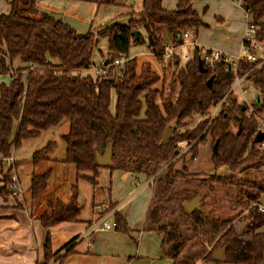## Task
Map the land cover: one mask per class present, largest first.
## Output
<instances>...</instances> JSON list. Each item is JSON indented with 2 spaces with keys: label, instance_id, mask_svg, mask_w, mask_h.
<instances>
[{
  "label": "trees",
  "instance_id": "obj_1",
  "mask_svg": "<svg viewBox=\"0 0 264 264\" xmlns=\"http://www.w3.org/2000/svg\"><path fill=\"white\" fill-rule=\"evenodd\" d=\"M7 1L9 12L0 14V75L8 76L7 83H0V154L8 156L22 139L33 138L43 130L68 122V131L62 135L65 143L63 161L75 165L77 178H85L96 186L103 168L152 178L147 221L163 234L162 245L173 264H195L199 256L204 260L219 261L213 258V253L221 247L225 248V262L263 264L264 212L258 205L264 194V171L260 168L264 165V138L261 142H254V138L258 131H264V63L258 66L257 62H240L238 75L246 74V80L256 90V97L249 104L237 102L230 91L234 75L223 65L214 70L203 66L206 70L201 71L198 63L202 48L196 47L187 62L179 65L176 60L172 66L176 69L179 90L174 98H170L164 92L165 77L161 87H155L160 75L148 62H142L138 68L137 57L133 56L118 68L121 75L110 68L93 76L89 71L94 65L92 55L98 39L106 37V62L123 54L128 56L131 41L146 43L155 58L161 60V52L167 46L182 43L184 30L196 33L206 26L192 8V0H177L172 10L163 8L162 0H142L138 19L132 18L127 24L103 25L84 34L40 11L36 0ZM93 1L102 5L116 0ZM237 1L259 25L257 39L264 45V0ZM137 27L145 29L147 42L138 33L137 37L133 35ZM16 59L20 65L10 73ZM30 64L35 69H28ZM25 69L27 71L23 72ZM210 76L213 81L207 86ZM112 92L115 95L113 111L110 110ZM219 103L218 112L211 117L210 110ZM193 114L204 118L192 129H185L187 118ZM169 125L171 136L162 142ZM207 136L212 146L217 141V152L211 156L214 171L224 166L229 172L239 171L243 176L213 173L197 180L204 190H177L181 180L188 177L194 180L185 166L174 169L180 144L190 145L187 152L193 158L198 144L204 143ZM51 146L52 142L34 151L32 163L41 159ZM108 146L112 164L99 165L95 151L103 153ZM86 171L92 174L84 173ZM48 177L49 170L30 176L31 198L44 190ZM0 181V196L7 199L11 191L10 175L4 174ZM71 192L66 203L49 202L52 211L41 214L42 226L53 227L61 222L78 220L81 206L76 183ZM212 192L225 197L229 204L246 207L242 231L231 223L229 212L220 210V198L210 197L213 208L207 203V196ZM196 195L201 196V210L188 212L184 203ZM176 213L192 218L187 230L196 233L198 238L214 241L209 251L195 256L180 255L186 241L182 230L179 231L182 224L171 221L157 226L168 215ZM114 221L115 229L127 230L126 221L118 211ZM44 249V262L58 253H51L48 237ZM71 252L67 249L61 259Z\"/></svg>",
  "mask_w": 264,
  "mask_h": 264
},
{
  "label": "crops",
  "instance_id": "obj_2",
  "mask_svg": "<svg viewBox=\"0 0 264 264\" xmlns=\"http://www.w3.org/2000/svg\"><path fill=\"white\" fill-rule=\"evenodd\" d=\"M195 3L192 0L191 6L199 13ZM162 7L172 10L176 4L173 8L163 4ZM242 33L243 29L241 41ZM226 48L232 50L230 45ZM64 157L65 151L59 157L46 153L36 163H31L27 192L24 193L25 204L18 203L11 196L7 199L0 196V264H173L162 245L163 234L147 221L152 185L151 179L143 174L106 169V185L93 186L91 209L81 206L79 193L81 212L77 221L61 222L53 227L42 226L41 214L52 211L49 202L60 200L66 203L71 198L72 185L76 183L79 189L77 169L73 163L64 162ZM17 162L18 159H15V168ZM48 170L44 190L31 198L30 176ZM263 199L264 194L259 198V204L264 206ZM117 211L125 219L127 230L115 227L103 230L98 227L101 219L108 223L115 222L114 214ZM47 237L51 253H58L44 262ZM67 249L72 252L61 259ZM195 264L233 263L204 260L199 256Z\"/></svg>",
  "mask_w": 264,
  "mask_h": 264
},
{
  "label": "rangeland",
  "instance_id": "obj_3",
  "mask_svg": "<svg viewBox=\"0 0 264 264\" xmlns=\"http://www.w3.org/2000/svg\"><path fill=\"white\" fill-rule=\"evenodd\" d=\"M227 1V2H226ZM195 7L199 11L200 17L206 26L199 28L198 34H193L196 37L197 43L204 47L219 49L222 52L237 56L240 54L242 41L240 38L242 29L245 28L246 19L244 17V10L241 4L237 0H195ZM37 8L40 11H44L60 19L62 22L68 24L77 33L84 34L89 30L95 31L103 25H110L113 23L127 24L130 19H138L142 10V0H116L110 4L98 5L93 0H36ZM162 4L168 8H173L176 4V0H162ZM9 4L7 0H0V13L9 12ZM135 31L139 34L140 38L147 42V34L145 29L137 27ZM212 40V41H211ZM227 45L232 50H227ZM179 52H183L188 56L192 53V47H183ZM108 53V41L107 38H99L97 48L92 55V62L97 66L103 61ZM124 55V54H123ZM135 55L137 57L138 68L142 62H148L151 69L160 75L159 81L155 84V87L160 88L161 83L164 79V92L170 98H174L179 90L178 82L176 80V69L175 67H168L162 60H158L147 48L146 43H134L130 42L128 50V56ZM20 65L18 59L12 64V69H16ZM167 68V69H165ZM90 74L96 76L95 70H90ZM8 82V76H0V83ZM247 88V93L243 96L238 90L231 91L232 95L237 98V102H245L249 104L256 97V90L246 80L244 83ZM226 100V98L224 99ZM223 100V101H224ZM229 102V100H227ZM222 103V102H221ZM221 103H219L214 109H211V117H214L218 112ZM115 106V95L111 93L110 110L113 111ZM204 116L200 114H193L187 118V124L185 129H192L198 121L202 120ZM68 131V122H63L61 125L51 127L41 131L37 136L33 138H24L20 143L14 147L11 152L17 162V172L20 177L21 187L23 192L26 193L28 187L29 172L31 169L32 155L33 152L44 148L48 143L52 142V146L47 154H52L54 157H59L65 151V143L62 139V135ZM263 145L261 144V147ZM190 145L182 142L179 146V155L174 159V169H182L183 166L186 170L192 174L194 180L190 177L186 180H181L177 184V190L184 189L185 191L192 189L204 190L199 187L198 181L202 178H207L213 173L221 175L234 174L236 177H242L243 174L239 171L229 172L224 166L214 171L213 163L211 161L212 156V144L211 139L207 136V139L203 143H199L197 147V153L192 158L191 154L188 153ZM183 155V157H181ZM261 170L264 171V165H261ZM105 168L100 170L97 178L100 187L105 186L107 182V176ZM254 172V171H252ZM84 173L92 174L89 171ZM3 176V175H2ZM1 176V177H2ZM1 179V178H0ZM151 184H152V178ZM79 201L81 206L85 205V208L91 209V203L93 201V186L85 178L79 179ZM180 188V189H179ZM152 193V190H151ZM211 196H217L216 200L221 199L220 210L223 212H229L231 223L234 224L236 229L240 232L244 227V215L246 214V207H240L233 203H228L226 198L215 194L214 192L208 194L207 203L213 208L214 203L210 202ZM152 199V198H151ZM223 200V201H222ZM264 201V199H263ZM201 202V200H200ZM201 206V204H200ZM223 207H227L223 209ZM210 207H208V210ZM214 213L216 209L211 210ZM192 218L188 215L178 214L168 215L159 225L164 222L178 221L181 223L182 230L186 241L184 243L183 250L180 255H201L214 245V241H208L203 238H198L196 233L187 230L190 225ZM110 222V220H109ZM111 224V223H110ZM188 239V240H187ZM264 264V263H263Z\"/></svg>",
  "mask_w": 264,
  "mask_h": 264
},
{
  "label": "built area",
  "instance_id": "obj_4",
  "mask_svg": "<svg viewBox=\"0 0 264 264\" xmlns=\"http://www.w3.org/2000/svg\"><path fill=\"white\" fill-rule=\"evenodd\" d=\"M244 17L246 19V25L242 33V45L239 55L233 56L231 54L222 52L219 49L200 47L193 35L195 32L192 30H184L181 34L182 43L178 46H167L161 52V60L167 66H175L176 60H178L179 65H181L187 62L191 56H188L183 52H179L183 47L190 46L192 47V51L196 47H200L202 48L200 62L203 64V66L214 70L217 66L223 65L227 72L234 75V80L230 91L238 90L239 93L244 96L247 93L246 85L243 84L244 81H246V74L238 75L240 62L243 60L257 62L258 66L264 63V45H262V43H260L257 39L259 25L251 20L247 12H244ZM128 58L130 57L120 55L110 62L103 60L97 66L93 65L90 70L94 69L96 73H105L110 68H112L113 71L117 72L118 68L122 67ZM28 69L32 70L35 69V67L30 64ZM26 71L27 69L23 70V72ZM9 72L14 73L13 69H10ZM117 75L121 74L117 72ZM7 173L10 175V196L18 203L25 204L24 192L16 172L15 158L12 152L8 156H2L0 154V174L2 176ZM258 209L261 212H264V206L262 204L258 205ZM98 227L103 230H108L112 227H115V222L110 224L101 219L98 222Z\"/></svg>",
  "mask_w": 264,
  "mask_h": 264
},
{
  "label": "water",
  "instance_id": "obj_5",
  "mask_svg": "<svg viewBox=\"0 0 264 264\" xmlns=\"http://www.w3.org/2000/svg\"><path fill=\"white\" fill-rule=\"evenodd\" d=\"M132 33L135 37H137L136 31H133ZM198 67L203 72L206 70L200 61L198 63ZM212 81H213V76H210L206 81L207 86H211ZM239 126H240V123H239ZM171 131H172V127L170 125L167 126V128L163 134L162 142H164L168 138H170ZM263 138H264V131L260 130L256 133L255 138H254V142H261L263 140ZM216 152H217V141H215V143L212 146V153L215 154ZM95 156H96L97 163L99 165H110V164H112L111 148L109 146L106 147V149L103 153H100L96 150ZM200 200H201V196L196 195L194 198H192L191 200L184 203V208L188 212L201 210ZM224 251H225L224 247L219 248L217 251H215L213 253V258H215L217 260H223L224 259Z\"/></svg>",
  "mask_w": 264,
  "mask_h": 264
}]
</instances>
